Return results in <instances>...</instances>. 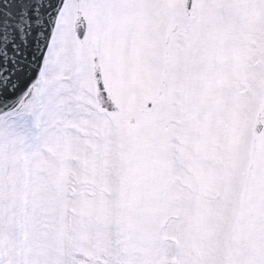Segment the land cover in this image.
<instances>
[{
    "label": "snow or ice",
    "instance_id": "snow-or-ice-1",
    "mask_svg": "<svg viewBox=\"0 0 264 264\" xmlns=\"http://www.w3.org/2000/svg\"><path fill=\"white\" fill-rule=\"evenodd\" d=\"M0 264H264V0H0Z\"/></svg>",
    "mask_w": 264,
    "mask_h": 264
}]
</instances>
